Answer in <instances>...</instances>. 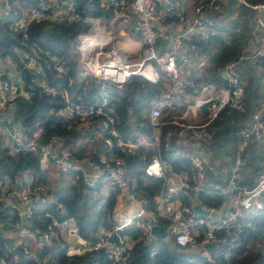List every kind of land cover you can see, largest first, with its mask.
<instances>
[{
  "label": "built area",
  "instance_id": "1",
  "mask_svg": "<svg viewBox=\"0 0 264 264\" xmlns=\"http://www.w3.org/2000/svg\"><path fill=\"white\" fill-rule=\"evenodd\" d=\"M104 2L113 17H118L116 23L120 24L119 29L129 33L131 39L136 36L138 45L135 50H128V39L121 38L122 33L119 30L97 25L93 21L92 11H79L75 0H65L57 6H53L50 0H40L37 5L29 7L19 6L17 0H0V13L3 15L10 14L15 7L19 8V15L12 23V28L22 31L24 36L31 21L48 18L66 23L88 22L90 25L87 32L78 34L74 46L71 47V50L73 48L75 51L73 55L76 62L77 81L73 82H76V87L79 82L82 86V92L79 94H74L75 89L71 92L72 79L69 88L52 84L45 74L40 57L23 49L18 51L19 60L14 61L17 66L15 72L0 69V110L6 109L7 105L20 95L27 94L23 89V83L18 81L16 76L24 70H29L34 86L40 91L59 95L64 99V105L53 112L63 118L66 127L77 132L79 137L67 144L62 136L52 134L46 141H42L41 127L27 135L22 128L12 124L7 129V142L0 152V157L34 151L41 167L51 164L60 172L77 173L86 190L95 189L97 184L102 183L113 186L139 204L137 210L119 224L117 229L135 227L151 236V228L156 224L160 225L177 245L200 251L201 256L215 264L212 252L210 253L205 246L209 243H215L217 246L221 242L230 248L234 244L233 237L230 240L228 238L221 240L217 231L223 227L230 231L231 226H235V231H239L241 229L239 219L245 220L252 215L264 213V169L258 174L257 181L252 187L237 184L248 143L252 138L264 135L262 117L264 102L252 113L254 123L240 130L236 150L230 157V167L222 182L206 179V171L211 169L212 165L201 151L198 149L187 151L171 145V131L166 130L162 134L164 122L161 117L165 109L172 108L182 101L186 87L199 90V104L214 98L215 102L210 104L208 112L204 113L203 122L193 124L177 121L178 131L198 130L190 134H193L196 140L203 141L206 148H210L214 130L212 125L221 112L225 111L230 116L233 111H245L243 103L245 83L240 76L239 67L249 55L242 54L222 66L219 75L225 81V85L213 87L193 77L185 78L181 74V65L189 63L196 45L195 42L186 41L184 38L192 34L206 43L213 36L219 37L223 33L215 28L212 17V12L219 9L217 0H104ZM244 2L256 11L254 26L259 33L260 42L264 45V2ZM176 22L180 25L174 31L173 24ZM165 27H168L171 33V41L167 47L161 44ZM119 43L126 50H122ZM262 45L254 54L261 57L264 68ZM32 48L35 49L36 45ZM44 54L58 76L61 77L68 71L56 55L48 51H44ZM3 75L7 79H4ZM133 76L142 78L141 87L147 83L160 82L162 90L158 97L149 100V109L144 112V118H137L133 110L129 109L127 123L135 130L122 134L114 126L121 118L115 106L116 102L121 100L124 89ZM94 79L99 82V87L92 97L84 100L85 89ZM261 79L264 101V74ZM199 104L196 103L197 106ZM148 127L149 131L146 130ZM92 140H101L102 143L100 146L89 144L83 148L86 142ZM140 147L154 150L144 165V173L161 179L160 189L153 197L154 208L148 205L145 197L137 193L124 158L114 152L130 154ZM162 150L171 152L172 156H183L189 160L195 172L193 188L197 193L203 191L226 196L233 192L234 199L231 204L224 207L203 204L202 207L207 213L201 214L194 212L192 205L176 203L178 196L185 192L183 188L189 184L184 174L170 169L169 163L162 156ZM24 173L17 186H12L10 182L6 184L5 179L0 177V195L7 210L5 219L0 221V231L14 232L19 236V240L14 244L5 243L2 248L0 247V264L16 261L20 252L35 258L37 251L46 247L54 235L52 222L43 229L37 227L35 223V219L50 203L47 187L35 182L29 171ZM112 235V231L100 227L95 232L94 239L88 242V251L104 248L112 259L111 264H119L125 258L128 247L124 234H120L116 241L112 240ZM153 253L154 250H151L150 254ZM48 259V254H44L36 264H48Z\"/></svg>",
  "mask_w": 264,
  "mask_h": 264
},
{
  "label": "trees",
  "instance_id": "2",
  "mask_svg": "<svg viewBox=\"0 0 264 264\" xmlns=\"http://www.w3.org/2000/svg\"><path fill=\"white\" fill-rule=\"evenodd\" d=\"M39 1L40 0H17L21 7L37 5ZM96 1L97 0H75L76 8L83 12L92 11L91 8H95L94 4ZM245 1L248 3L264 2V0ZM19 11V8L15 7L8 15L0 13V58L8 56L15 59L14 61H18L19 50L23 49L29 51L40 57L45 74L52 84L61 88H69L70 79H72V82L76 80V62L71 47L77 39L78 34L87 32L90 25L88 22L66 23L65 21L48 18L41 21H31L27 26L26 35L24 36L22 31H16L12 28V23L18 17ZM214 26L220 31H228L227 33L230 34V38L227 42L217 36H213L206 43L193 38L190 40L195 42V45L200 52L207 50L209 46L219 42V51L213 55L215 63L212 67L211 74H209V79L214 81L218 86H222L225 85V81L219 76V68H221L226 62L242 55L244 41L242 37L236 35L237 31L235 29V23L229 22L226 24L223 23V21H218L214 22ZM67 36H69L68 39ZM33 45H36L35 49L32 48ZM44 51L56 55L62 61L63 65L66 66L68 71L64 73L63 76L60 77L56 74L55 70L51 67L49 60L46 58ZM244 62L245 61L243 60V63ZM245 65L246 70L245 68H242L244 69V71H242L243 73L241 71L239 72L241 78L243 74L247 82V84L245 83V93L243 97L245 111H233V114L230 116L227 115L225 111H222L219 117L214 121L212 128L216 127V123L220 118H225V120L233 119V121H231L229 137L226 141L222 143L218 141L210 146V150H213L212 155L214 159H217V155L219 154L223 156V158L228 159L231 157L236 150L239 140L238 132L247 126V124H251V122L248 121V112L251 107L250 87L253 82L252 64ZM141 82V77L133 76L130 82L126 85L121 100L116 102L115 109L118 110L121 118L120 121L114 123V126H116L122 134H127L129 130H135L127 123L129 109L131 108L133 110V113L137 118H144V112L149 109V100L158 97L162 90L160 82L156 84L147 83L144 87H141ZM98 87L99 82L95 79L91 80L85 89L84 100L87 97H92ZM23 89L27 94H22L13 101V111L20 120L21 128L27 135L31 134L36 128L41 127L42 141H46L52 134L62 136L67 144L73 139L79 137L77 132L66 127L63 118L53 112L64 105V99L61 96L51 95L40 91L34 86L30 78L24 83ZM80 92H82V86L79 82L78 86L75 88L74 94H79ZM262 98L263 93L259 91V88H256L254 91L256 108L261 106L260 100ZM262 117H264V108L262 110ZM146 130L149 131L150 128L148 127ZM165 131L166 127L163 128L162 132ZM173 137L175 136L173 135ZM174 143H176V141L172 140L171 145ZM100 145L101 143L95 146ZM161 147L163 148V141L161 142ZM175 147L182 148L181 145L177 144ZM153 151L154 150L149 147H140L134 153L130 154L114 151L117 155L124 158L128 172L135 181V183H133L134 188L138 194L148 200V205L152 208L155 207L153 197L160 189L161 179L146 175L143 168L145 161L150 158ZM162 156L165 161L169 163L172 171L185 174L189 185L195 183L192 180L195 172L187 158L183 156H172L171 152L167 150H162ZM263 169L264 135L260 138L254 137L248 143L241 166V175L237 184L240 186L252 187L257 181L258 174ZM24 171H29L34 176L33 178L35 182L44 184V170L40 166L38 156L34 151L20 152L16 156L2 157L0 159V173L14 176ZM72 173L78 177L80 185H82V188L85 190L86 188L78 174L74 172ZM144 175L147 176L149 181H145ZM211 179L216 181L213 176ZM98 186L99 184H97L96 188H98ZM182 194L183 193H181L179 197L183 203H187V199H183ZM113 198L114 195L110 196L106 204H103L102 207L100 206L96 209L98 215H101L104 209H108V214L114 222L104 219V226L102 223L101 227L107 231H111L114 225L116 226V221L112 214L113 212H111ZM197 198L198 201L214 207L219 206L225 200V196L223 195L205 193L203 191L198 192ZM3 204L0 195V221L4 220L7 214V210ZM71 205L72 202L65 199L64 196H55L54 201L51 200L44 212H41L38 218L35 219L36 226L40 229L46 228V226L52 222L53 217L57 221L67 219L70 217L69 210L71 209ZM60 207L62 210H60ZM45 213H48V215H44ZM77 220L79 221V219ZM238 222L241 224V229L239 231H235V226L229 228L231 234H229L230 231L225 227L217 231V235L221 240L223 238H228L230 240L233 237L234 244L230 248H227L225 244L219 242L211 253V256L214 258V263L264 264V243H262L264 240V213L252 215L245 220L239 219ZM162 223L163 220L160 221V224ZM78 225L80 235L89 240L94 239L95 232L100 228L99 226H94L90 229L87 226L81 225L80 222H78ZM135 229L140 232L142 238L127 249L125 258H123L119 264H212L210 260L200 255V251L180 247L173 241L169 242L168 239H158L153 235L147 236L139 229ZM54 230L57 229L54 227ZM2 239L3 238L0 237L1 248L4 245ZM257 241L262 244L254 249L256 246L252 245ZM151 250H154L153 254H150ZM67 252L68 243L54 232L50 243L46 247L38 250L35 258L26 256L20 252L18 259L16 261H11L9 264H36L37 260L41 259L44 254H48L49 256L48 264H111L112 260L104 248H100L97 251H85L81 254H68Z\"/></svg>",
  "mask_w": 264,
  "mask_h": 264
},
{
  "label": "crops",
  "instance_id": "3",
  "mask_svg": "<svg viewBox=\"0 0 264 264\" xmlns=\"http://www.w3.org/2000/svg\"><path fill=\"white\" fill-rule=\"evenodd\" d=\"M50 1L53 6H57L58 4L64 2V0ZM244 1L245 0H217L219 9L216 12H212V17L214 19V22H218L217 18H222V20L224 21L223 23L227 24L229 22H233L236 24V35L238 37H242L244 41L242 47V54L249 55L247 58H245L247 62L244 59L245 62L243 63V65H241V67H239V72H242V68H245L246 70L245 64H252V78L253 73H256L258 77V84L256 88H259V91L261 92V78L264 74V68L262 67L261 57L258 55L256 56L254 54V51L260 48L262 43L259 39V33L254 26V16L256 11L252 7L248 6V4ZM94 5V9L91 7L90 8L93 11V21L97 25L104 26L105 24L107 28L119 30V32L121 33L124 32L123 29H119L120 24L116 23L118 17H113L111 11L106 7L104 0H97ZM229 14H232V17H229ZM165 25L166 23H164V26ZM178 25H180V23L176 22L173 24L174 31L176 30ZM165 28L166 30L164 31V35L161 37V39L164 37L167 38V42L163 45L167 47L168 44H170L169 41H171V33L170 30H168V27ZM222 32L223 33L218 38L227 42L230 38V34H228L225 30H223ZM126 34L122 35L121 38H123L124 40L128 39V50L133 51L137 48L138 45L136 36H133V39H131V35L128 33L127 36ZM192 38L197 40V38H195V36L192 34L186 36L184 40L189 41L190 39L192 40ZM263 46L264 45H262V47ZM218 51L219 42L212 44L208 47L207 50L203 52H200L199 49L196 47V49L191 55L189 63L181 65L182 76L185 78L193 77L203 84H208L213 87H219L220 85L218 86L214 81L209 79V74H211L212 67L215 63L213 55L216 54ZM16 67L17 66L13 58L8 56L0 58V69L9 70V72H15L17 70ZM221 68H219V74ZM19 78H21V82L24 85V83L26 82L24 78V72L16 76V79L18 81ZM29 78L31 79V74L28 76V80ZM242 80L244 81V83L247 84L243 74ZM185 90L186 91L183 94L182 101L180 103L173 106L172 108L165 109L163 111L161 119L164 123L161 130L166 127V130L171 131L172 136L170 138V141H176V143L172 145L173 147H175L177 144L181 145L182 148L187 151L198 149L199 151H201V153L206 155L212 165V168L206 171V179L208 181H213L211 179L213 176V178H215L214 180L222 182L225 180L227 171L230 167V157L228 159L223 158V156L219 154L217 155V159H214L212 155L213 150L211 151L210 148H206L207 146L203 141L196 140L194 135L190 134V132H197L198 130L187 129L178 131L177 121L199 124L203 122V119L205 118L204 112L199 109V107L196 105V103L199 104V90L193 87H186ZM263 102L264 101L262 98L260 100V103L262 104ZM231 121H233L232 118L230 120L220 118L217 121L216 127L213 130V136L211 139L210 146H212L218 141L220 143L226 141V139L229 137ZM248 121L251 122V124L254 123V121H250L249 119ZM12 124H15L19 128H21L20 120L13 111V102L9 103L6 109L0 110V125L2 126V128L0 129V152L6 145L7 129L10 128ZM251 124L247 125L250 126ZM173 135L175 137H173ZM100 143H102L101 140L88 141L84 144L83 148H85L89 144L99 145ZM2 157L3 156H1L0 159ZM149 159H147V161ZM42 169L44 170L43 183L47 187L50 202L51 200L54 201V197L57 195L64 196L65 199L72 202V205L70 207L71 209L69 210L70 217L62 221H57L54 217L52 218V224L57 229L54 230V232L57 233V235H59L63 240L68 243V254H81L85 251H88V242L90 240L83 238L80 235L78 230V222H80L81 225L87 226L90 229L94 226L101 227L102 223L104 226V219H107V221L111 220L110 215L108 214L109 211L108 209H104L103 213L101 215H98L96 213V209H98L100 206L102 207L103 204H106L108 198L113 195L114 198L111 212H113V218L116 221V226L114 225L113 229L111 230L113 232V235L117 234L118 239V236L120 234H124L125 243L128 248H130L135 242L142 238L140 232L135 228L125 227L122 230L121 228L117 229V226L124 222L127 218H129L139 207V204L136 200H130L125 194L121 193L118 190H115L116 188L106 183L99 184L98 188L92 191H87L86 189L84 190V188H82V185H80L78 177L76 175H74L72 172H60L55 166L51 164L42 166ZM24 174L25 173L22 172L14 176H9L0 173V177L2 176L5 179L6 184L10 182L12 186H17L23 179ZM144 178L146 182L149 181L147 176L144 175ZM131 179L132 182L135 183L132 177ZM192 180L193 182H195L193 177ZM188 188H190L192 191L185 190V192L182 194L183 199H187V203L182 202L181 198L179 197L180 195L178 196V201H176V203L182 205H192L193 207L195 204H198L202 207L204 203L198 201V193L193 188V185H189ZM232 194L233 192L229 195H226L225 200L217 207H224L226 204L230 205L234 199V196ZM60 210H62L61 207ZM77 219H79V221ZM24 222H27V220H24ZM113 235L112 240L116 241L117 239L115 240L113 238ZM0 237L3 238L2 240L4 241V245L5 243L14 244V242H17V240H19V236L17 233L8 232L6 230L0 232Z\"/></svg>",
  "mask_w": 264,
  "mask_h": 264
},
{
  "label": "water",
  "instance_id": "4",
  "mask_svg": "<svg viewBox=\"0 0 264 264\" xmlns=\"http://www.w3.org/2000/svg\"><path fill=\"white\" fill-rule=\"evenodd\" d=\"M69 38V36H67V39ZM167 42V38L164 37L161 39V44L164 45ZM30 71L29 70H24V78L27 81L28 80V76L30 75ZM4 79H7V77L5 75L2 76ZM19 81H22L21 78H19ZM258 84V77L256 73H253V82L252 85L250 87V96H251V107L249 109V113H248V119L250 121H254L252 118V113L255 109V100H254V90L256 88ZM76 82L72 83V88H71V92L74 91L75 87H76ZM213 102H215L214 98H209L208 100L202 102L201 104L198 105L199 109H201L204 113L208 112L209 109V105L212 104ZM186 191H192L190 188L188 187H184L183 188ZM194 211L196 213H207V211L202 208L200 205L195 204L193 207ZM151 235H153L155 238L158 239H168L169 242H172V240L168 237V234L166 232V230L162 227H160L159 225H154L151 230H150ZM113 238L116 240L117 239V234L113 235ZM205 248L211 253L215 248H216V244L215 243H209L205 246Z\"/></svg>",
  "mask_w": 264,
  "mask_h": 264
},
{
  "label": "rangeland",
  "instance_id": "5",
  "mask_svg": "<svg viewBox=\"0 0 264 264\" xmlns=\"http://www.w3.org/2000/svg\"><path fill=\"white\" fill-rule=\"evenodd\" d=\"M229 17H232V14H229ZM217 21H219V22H222L223 20H222V18H217ZM224 22V21H223ZM104 26H106L105 24H104ZM221 31H223V30H221ZM228 32V31H227ZM127 32H123L122 33V35H124V34H126ZM128 34V33H127ZM126 34V35H127ZM128 36V35H127ZM72 46H74V44H72ZM119 46H120V48L122 49V50H126V48L121 44V43H119ZM72 51H73V54L75 53V51H74V49L72 48ZM242 71H243V69H242ZM262 243H264V240H263V242ZM262 243H260L259 241H257V242H255V244H253L252 246H256L254 249H256V248H258V246L259 245H261Z\"/></svg>",
  "mask_w": 264,
  "mask_h": 264
}]
</instances>
